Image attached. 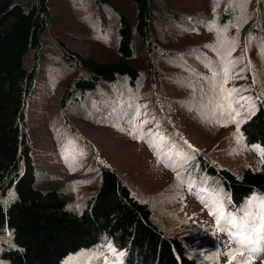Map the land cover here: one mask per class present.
Returning <instances> with one entry per match:
<instances>
[{"label": "rangeland", "instance_id": "rangeland-1", "mask_svg": "<svg viewBox=\"0 0 264 264\" xmlns=\"http://www.w3.org/2000/svg\"><path fill=\"white\" fill-rule=\"evenodd\" d=\"M111 1L131 22H135L136 12L131 0ZM258 3H262V8L256 12ZM153 5L169 8L176 16H198L200 31H189L187 38L175 43L179 49L169 53H180L189 60L192 68L179 76L178 72L185 68L183 63L186 62L163 60L156 67L163 79L158 85L147 79L132 90L128 85L123 88V82L102 86L88 96L89 103L85 108L61 109V82L68 69L61 61L58 41L85 56L114 61L118 58V19L111 9L99 6L94 0H51L53 18L44 36L42 50L38 57L33 51L25 56L29 69L40 61L35 91L27 101V131L33 145L36 185L60 190L67 196L70 207L79 211L85 207L96 186V164L104 163L119 174L138 199L149 205L157 225L166 234L177 236L184 242L189 255L215 264H237L245 259L249 264H264V256H253L247 251L244 257L238 255L236 260H229L226 253L238 245L227 232L217 231L216 218L201 198L210 204L213 197H219L221 203L223 201L217 193L203 188L205 182L190 177L191 173L195 177V166L204 158L216 168L228 169L239 178L246 168L254 171L261 168L259 151L249 147L243 139L237 141V124L230 122V110H221L220 107L224 96L221 85L227 89L240 88L242 81H236L239 66H235L231 73L229 67L238 44L241 48V41H245L241 28L246 30L254 24L255 14L264 12V0H250L246 11L243 5L238 6L237 0H153ZM231 8L233 13H229ZM258 18L255 22L260 23ZM219 23L226 24L224 27L232 26L235 30L233 36H227ZM213 25L215 28L209 30ZM256 28L264 35V24ZM173 31L175 28H170V32ZM206 38L217 45L207 60L214 67L213 73L201 68L193 71L199 62L196 50L202 51L200 46ZM191 51L195 54L189 53ZM142 52L141 45L136 43L132 63L147 77ZM255 64L257 71L262 73L260 81L264 88V58H256ZM225 69L229 70L230 76L227 84L220 77L223 75L218 74H224ZM168 72H171V79L166 78ZM181 80H186L184 88L180 86ZM259 95L264 100V91ZM245 97L248 98L246 94L239 97L235 94L230 101H225L240 112L237 117L241 121L239 133L248 116ZM184 99L189 101L187 104L199 107L187 110V114L194 113L190 118L180 115L181 120H178L170 110ZM133 134L138 138L134 139ZM260 207L257 203L250 206L242 202L238 206L230 202L226 213L224 211L227 219L222 222L233 233L246 224L247 235L257 240L264 233L254 234L249 229L259 226V217L264 213ZM232 220L237 223L234 225ZM227 225L234 226L235 230ZM253 246L264 247V242ZM120 262L119 254L112 255L111 250L101 253L96 249L69 256L62 264Z\"/></svg>", "mask_w": 264, "mask_h": 264}, {"label": "trees", "instance_id": "trees-1", "mask_svg": "<svg viewBox=\"0 0 264 264\" xmlns=\"http://www.w3.org/2000/svg\"><path fill=\"white\" fill-rule=\"evenodd\" d=\"M94 1L111 9L118 19V58L100 61L58 41L61 61L68 69L61 82V109L85 108L89 103L88 96L102 86L123 82V88L129 86L132 90L147 79L158 85L163 79L156 67L163 60L186 62L183 63L185 68H180L179 76L192 68L189 60L180 53H169L179 49L175 43L187 38L189 31H200L198 16H176L169 8L153 5V0H131L136 12L133 23L111 0ZM261 4H256V12L262 8ZM50 5L51 0H0V264H62L67 256L92 247L120 252L123 264H210L191 257L180 238L166 234L157 225L149 205L138 199L119 174L104 163L96 164V186L85 207L79 211L70 207L67 196L60 190L36 185L33 145L27 131V101L35 91L40 61L29 69L25 56L33 51L38 57L42 50L44 36L53 18ZM229 13H233L232 8ZM263 15L264 12L255 14V20L259 16L260 23L254 20L246 30L241 28L245 41H241V48L238 44L229 67L231 73L239 66L236 81L242 82L236 97L246 94L255 104L251 112L245 111L248 116L241 124L240 133L247 145L262 148L264 100L259 92L264 88L255 59L264 58V35L256 28L264 24ZM219 25L227 36L235 33L229 24ZM170 28L175 31L171 33ZM212 42L206 38L200 46L202 51L196 50L199 62L193 71L201 68L215 72L207 62L217 46ZM136 43L142 47L147 77L132 63ZM170 73L166 78L171 79ZM223 76H220L222 81ZM180 86L184 88L186 80H181ZM221 100V110L234 107L228 104L230 98L225 102L223 96ZM179 101L170 110L178 120H181L180 115L190 118L194 113L187 114V110L199 107L187 104L189 101L185 99ZM195 168V177L191 173V179L205 182L204 187L211 190L221 186L233 202H239L253 191L264 193V160L259 171L246 168L240 178L228 169L216 168L205 158L199 159Z\"/></svg>", "mask_w": 264, "mask_h": 264}, {"label": "snow or ice", "instance_id": "snow-or-ice-1", "mask_svg": "<svg viewBox=\"0 0 264 264\" xmlns=\"http://www.w3.org/2000/svg\"><path fill=\"white\" fill-rule=\"evenodd\" d=\"M218 2V0H216ZM250 2V0H237V4L243 5L244 10L246 11V6ZM215 6V2H214ZM245 22H246V17H245ZM215 26H211L209 30H213ZM233 45L235 46V42H233ZM234 63V62H233ZM224 84H227L228 80L230 79L229 76V70L225 69L224 73ZM221 90L224 92V98L227 100L233 95L239 93L241 89H227L223 85H221ZM244 102L248 104L249 106V111L251 112L255 108L254 102L250 101L248 98H243ZM230 107V105H229ZM240 112L231 109L229 111V117H230V122L237 124V133L235 134L237 137V141L240 142L242 140V134L239 133V124L241 123L240 120L237 119L239 117ZM133 138H138L136 134H133ZM254 149L259 151L260 155L264 157V149L259 148V146H254ZM175 171V169H173ZM179 179V177H178ZM198 198L199 194L197 193ZM202 203L206 204L209 208V212L211 215H213L216 218L217 221V231H225L229 235V237L232 239L233 242H235L238 245L237 249L230 250L229 252L226 253V255L229 257V260H236L238 255H242L244 251H247L250 255L256 256V255H262L264 256V247H253L252 245L254 244H260L261 242H264V235H260L257 240H254L252 237L248 236L245 229L247 228V225H243L241 227V230L239 232L233 233L231 231H228V229L225 227V223L222 221H226L227 218L224 216V210H223V205L219 200V197H213L211 204L209 203L208 200H205L201 198ZM259 227L258 228H253L249 229L252 233H264V213L261 214L259 217ZM231 223L234 225L237 223L236 221L232 220ZM237 264H249L248 260L244 261H237Z\"/></svg>", "mask_w": 264, "mask_h": 264}]
</instances>
